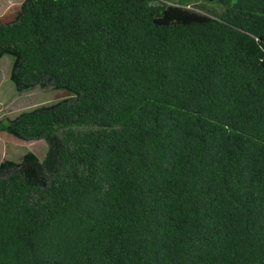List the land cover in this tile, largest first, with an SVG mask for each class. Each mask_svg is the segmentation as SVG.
Instances as JSON below:
<instances>
[{
  "label": "trees",
  "instance_id": "16d2710c",
  "mask_svg": "<svg viewBox=\"0 0 264 264\" xmlns=\"http://www.w3.org/2000/svg\"><path fill=\"white\" fill-rule=\"evenodd\" d=\"M22 0L0 58L54 103L0 119V264H264V0ZM216 12V13H214Z\"/></svg>",
  "mask_w": 264,
  "mask_h": 264
},
{
  "label": "rangeland",
  "instance_id": "374dc122",
  "mask_svg": "<svg viewBox=\"0 0 264 264\" xmlns=\"http://www.w3.org/2000/svg\"><path fill=\"white\" fill-rule=\"evenodd\" d=\"M167 3L183 4L191 9L199 6L207 11L219 12L220 8L215 2L203 0H162ZM22 0H0V15L14 10ZM214 12V13H216ZM12 58L4 55L0 58V119L13 118L20 112L35 107L48 105L61 99L59 92L36 87L29 91L20 92L15 89L9 80V70ZM47 149V143L43 139L28 142H20L0 131V162L7 159L18 162L26 151H32L42 158Z\"/></svg>",
  "mask_w": 264,
  "mask_h": 264
}]
</instances>
